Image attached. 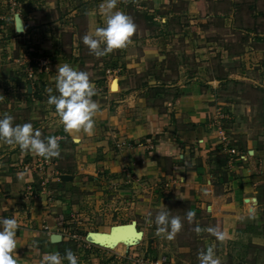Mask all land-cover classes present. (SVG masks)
Returning <instances> with one entry per match:
<instances>
[{"label": "crops", "instance_id": "obj_1", "mask_svg": "<svg viewBox=\"0 0 264 264\" xmlns=\"http://www.w3.org/2000/svg\"><path fill=\"white\" fill-rule=\"evenodd\" d=\"M203 1L118 0L116 10L132 19L135 32L126 47L96 57L83 37L105 26L102 0H20L16 10L14 0H0V118L31 123L41 139L59 137L65 156L45 159L0 142V217L18 222L17 264H42L46 253L63 257L85 215L108 223L130 219L156 244L165 238L156 234L160 212L187 227L181 264H200L209 250L220 264H264V169L256 171L250 156L229 154L212 130L219 81L212 58L199 55L207 50L185 46L181 56L191 54L188 63L167 42L171 20L206 17ZM180 6V14L172 10ZM254 52L264 60V50ZM64 64L87 73L94 86L91 135L66 133L47 103L59 95L56 71ZM62 175L71 180L61 181ZM52 235L60 243H51Z\"/></svg>", "mask_w": 264, "mask_h": 264}, {"label": "rangeland", "instance_id": "obj_2", "mask_svg": "<svg viewBox=\"0 0 264 264\" xmlns=\"http://www.w3.org/2000/svg\"><path fill=\"white\" fill-rule=\"evenodd\" d=\"M16 1L20 0H14V10L18 7ZM180 8L183 7L172 10L180 14ZM201 11L206 17L198 23H191L184 15L171 20L166 31L169 32L171 28L174 35L168 36L167 42L173 44L179 57L188 63H191L192 55L181 56L185 46L197 43L200 48L207 50L199 55L206 60L212 58L211 64L216 66L219 81L211 103L209 123L212 130L219 138L222 133L227 144L243 157L250 156L256 171L261 172L264 169V60L256 58L254 51L264 50V0H204ZM222 62L225 65L223 67L219 66ZM20 115L26 118V114ZM59 156L65 157L62 152ZM183 207L182 214L186 215ZM85 219L81 221L85 224L81 228L82 232L74 230L81 238L85 237L83 229L87 232L106 233L113 225L130 223V219L108 223L101 215H85ZM185 228L187 230L184 226V229L181 227L176 233L178 238L161 237L156 244L142 238L133 245L124 246L120 252L104 245L95 248L85 237L86 244L71 241L64 248L63 254L71 250L77 256L78 264H130L129 258L136 253L150 259L160 257L169 264H181L183 246H188L182 240L181 232ZM65 263L68 264L66 260Z\"/></svg>", "mask_w": 264, "mask_h": 264}, {"label": "clouds", "instance_id": "obj_3", "mask_svg": "<svg viewBox=\"0 0 264 264\" xmlns=\"http://www.w3.org/2000/svg\"><path fill=\"white\" fill-rule=\"evenodd\" d=\"M118 0H102L101 10L106 16L105 26L96 27L83 37L91 54L103 57L114 50L126 47L135 32L136 25L132 19L117 9ZM56 90L59 95H50L47 103L54 106L60 123L66 133L84 132L91 135L94 130V117L98 112V105L92 99L95 95L94 86L88 74L75 70L68 64L60 66L56 71ZM59 137L41 139L39 129H34L31 123L15 124L11 115L4 114L0 118V142L19 147L21 151H29L45 159L60 155ZM193 213H187L191 221ZM156 234L172 239L181 229L179 217H169L168 212H160L155 217ZM18 222L15 217H0V264H17L13 253L17 248L16 234ZM199 231V229H197ZM207 231L218 240L223 234L215 228ZM78 264L77 256L66 250L63 257L59 253H46L42 257V264ZM200 264H220L214 258L211 250L200 255Z\"/></svg>", "mask_w": 264, "mask_h": 264}, {"label": "water", "instance_id": "obj_4", "mask_svg": "<svg viewBox=\"0 0 264 264\" xmlns=\"http://www.w3.org/2000/svg\"><path fill=\"white\" fill-rule=\"evenodd\" d=\"M16 23H17V31L21 30V24L19 17L16 16ZM112 85V84H111ZM31 87H28V92H30ZM60 180L63 182L70 181L71 178L66 175H62ZM87 240L96 246H102V243H106L111 240H128L130 242L129 245L135 244V242L142 239V233L136 229V223L131 221L128 224H121V225H114L109 228L108 232L101 233V232H88L87 233ZM50 241L53 244H58L61 241V237L59 235H52L50 237Z\"/></svg>", "mask_w": 264, "mask_h": 264}, {"label": "built area", "instance_id": "obj_5", "mask_svg": "<svg viewBox=\"0 0 264 264\" xmlns=\"http://www.w3.org/2000/svg\"><path fill=\"white\" fill-rule=\"evenodd\" d=\"M125 1V0H123ZM220 136V140L221 142L224 144V142H226V139L223 137L222 133L219 134ZM226 146H228V153L231 155L236 156V158L238 160L243 159V156L240 155L238 152H236L231 145L227 144V142L225 143ZM71 240L75 241V242H82V244L85 242L83 238H81L80 236L77 235L76 232H72L71 236H69ZM129 263L130 264H169L165 261V259L163 258H157V259H150L149 257L146 256H141L139 254H135L131 257V259L129 258Z\"/></svg>", "mask_w": 264, "mask_h": 264}, {"label": "bare ground", "instance_id": "obj_6", "mask_svg": "<svg viewBox=\"0 0 264 264\" xmlns=\"http://www.w3.org/2000/svg\"><path fill=\"white\" fill-rule=\"evenodd\" d=\"M113 90H116V84L114 83L113 85ZM112 88V87H111ZM106 248L110 249V250H116L119 251L124 247V246H128L130 244V242L128 240H111L108 241L106 243H102Z\"/></svg>", "mask_w": 264, "mask_h": 264}]
</instances>
